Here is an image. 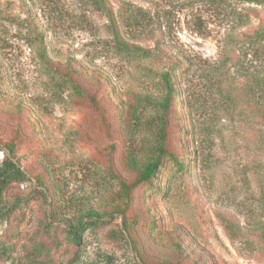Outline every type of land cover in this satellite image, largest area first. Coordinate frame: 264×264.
<instances>
[{
    "label": "rangeland",
    "instance_id": "rangeland-1",
    "mask_svg": "<svg viewBox=\"0 0 264 264\" xmlns=\"http://www.w3.org/2000/svg\"><path fill=\"white\" fill-rule=\"evenodd\" d=\"M109 1L0 0V264H264V0Z\"/></svg>",
    "mask_w": 264,
    "mask_h": 264
},
{
    "label": "trees",
    "instance_id": "trees-1",
    "mask_svg": "<svg viewBox=\"0 0 264 264\" xmlns=\"http://www.w3.org/2000/svg\"><path fill=\"white\" fill-rule=\"evenodd\" d=\"M89 3L98 11L103 12L108 19L111 21L112 26H113V31L117 39V46L122 49L125 52H128L130 50H133L132 47H130L127 43L123 42V40L119 37L118 30L116 28L115 24V15L113 8L111 6V3L109 0H88ZM247 1H255V2H260V0H247ZM261 37H264V35H261ZM260 37V38H261ZM135 52V51H134ZM73 71H69L65 74H63V84L67 86L71 90V94L78 96V97H85V93L83 92L82 88L79 86L77 80L73 77L72 75ZM59 74V72H57ZM162 79L164 81V84L167 88V97L164 100V104L166 105L168 101L170 100L172 94H173V77L171 74V71L168 70L166 72L162 73ZM259 86L261 88V92L264 96V78L259 82ZM165 154L164 150H160L159 153ZM159 157V156H158ZM159 158L154 159L152 161H148L144 163L142 166V169L140 170L139 173V179L142 181H147L149 180L155 173V171L158 168L159 165ZM184 164H178L179 166H182ZM253 174L258 180V195H260L261 201L264 203V166L262 164H257L253 166ZM261 169V170H260ZM20 171L14 163L9 160L5 159L1 166H0V191L2 188H4L11 180L18 178L20 176ZM89 227V226H87ZM82 228H74V229H69L66 231V235L69 238L71 242H73L76 246H81L82 245V233L81 231ZM76 262H81V254L77 253L72 260L68 264H75Z\"/></svg>",
    "mask_w": 264,
    "mask_h": 264
}]
</instances>
